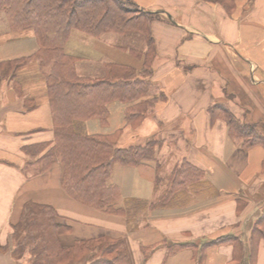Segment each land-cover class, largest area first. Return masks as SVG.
I'll return each instance as SVG.
<instances>
[{"label": "crops", "instance_id": "crops-1", "mask_svg": "<svg viewBox=\"0 0 264 264\" xmlns=\"http://www.w3.org/2000/svg\"><path fill=\"white\" fill-rule=\"evenodd\" d=\"M133 1L162 17L152 24L156 101L134 127L126 124L128 105L120 102L108 105L107 123L90 119L81 126L88 134L119 132V148L159 142L157 167L114 165L110 182L122 200L156 203L185 163L200 170L199 180L206 183L194 189L186 185V198L179 195L132 224L75 201L62 188L59 162L40 173L27 164L24 148L51 143L54 135L45 77L36 62L22 66L13 79L0 81V264H27L12 257L9 243L12 226L29 201L51 206L68 220L71 229L60 236L63 247L112 238L122 241L128 264H264V238H255L251 249L253 226L264 215V146H243L230 137L222 118L211 115L216 105L241 106L248 112L236 115L241 121L264 127V0H226L227 5ZM1 17L0 62L34 52L32 31L10 32ZM83 36L73 31L65 52L86 51V61L99 67L92 78L101 77L107 63L142 67L143 58L130 52L132 47L145 51L142 38H133L134 47L132 39L124 46L105 36ZM223 238L239 240L241 262L232 243H214Z\"/></svg>", "mask_w": 264, "mask_h": 264}, {"label": "trees", "instance_id": "trees-1", "mask_svg": "<svg viewBox=\"0 0 264 264\" xmlns=\"http://www.w3.org/2000/svg\"><path fill=\"white\" fill-rule=\"evenodd\" d=\"M209 1L227 5L226 0ZM0 14L10 32L32 31L37 44L35 51L26 56L0 62V81L4 76L13 79L20 67L33 62L45 77L54 136L51 143L24 148L30 158L27 164L36 166L34 173L59 162L62 188L69 197L100 212L120 215L128 224L144 212L172 204L179 195L181 199L186 198L182 195L186 185L202 188L200 185L206 181L199 180L200 170L185 163L187 168L173 173L169 187L156 203L132 198L122 200L118 187L110 182L114 165L157 167L154 149L159 142L151 140L144 146L119 148L116 146L119 132L88 134L81 126L90 119L107 123L111 102L128 105L125 119L131 127L139 124L152 108L156 101V88L151 82L152 24L162 20L159 14L140 8L133 0H0ZM73 31L92 37L106 33L138 34L146 45L145 51L132 47L130 52L143 58L141 69L107 63L99 78L90 80L78 76L74 70L76 58L65 52ZM120 43L127 46L125 40ZM211 115L222 118L230 137L242 140L243 146H264L258 125L242 122L227 106H214ZM70 229L68 220L60 217L53 207L26 202L18 222L12 226L11 255L15 260L25 259L27 264H74L83 259L85 264H128L119 239L77 241L71 247H63L60 236ZM255 238H264V215L253 226L252 250ZM222 242L233 244L234 256L241 262L239 240L223 238L214 243Z\"/></svg>", "mask_w": 264, "mask_h": 264}, {"label": "rangeland", "instance_id": "rangeland-1", "mask_svg": "<svg viewBox=\"0 0 264 264\" xmlns=\"http://www.w3.org/2000/svg\"><path fill=\"white\" fill-rule=\"evenodd\" d=\"M203 1H205V2H210V3H213V2H211V1H209V0H203ZM1 19H3V17H1ZM1 26V25H0ZM8 26V25H7ZM81 34H83L84 36H83V38H89V39H91V37L92 36H88V35H86V34H84V33H82V32H80ZM101 36H105V38H109V39H111L112 40V42H114V40H116L117 39V41L120 39V41H119V43L120 42H122V41H124V40H127V39H129V38H134V37H138V38H141V36H139L138 34H131V33H129V34H126V35H120V34H117V33H106V34H103V35H101ZM100 36V37H101ZM100 37H92V38H100ZM69 40V39H68ZM133 40V39H132ZM134 41V40H133ZM126 43H128L127 41H126ZM136 43V42H135ZM66 46V45H65ZM135 46L137 47V43L135 44ZM66 48V47H65ZM75 58H76V62H75V64H74V70H75V73L78 75V76H80V77H84V78H86V79H92V77L90 76L91 74H92V72H93V70H96L97 68H99L96 64H93V63H91V62H87L86 61V58H85V56H86V51H82V52H80V53H78V54H76V55H73ZM114 64H118V63H114ZM119 65H122V64H119ZM130 67H132V66H130ZM132 68H134V67H132ZM141 69V68H140ZM139 69V70H140ZM226 106V105H225ZM228 108H231V110L235 113V115H243V116H245L248 112L243 108V107H241L240 106V108H241V110L239 109H237V106H227ZM249 108V107H248ZM251 112V111H250ZM242 122H244V121H242ZM259 130L260 131H263V133H264V127L261 125V123H260V127H259ZM36 169V168H35ZM34 169V170H35ZM38 169V168H37ZM19 202V204H20V201H18ZM18 217V216H17ZM10 244V243H9ZM86 263V260H81V261H78V262H76V263H74V264H85Z\"/></svg>", "mask_w": 264, "mask_h": 264}]
</instances>
